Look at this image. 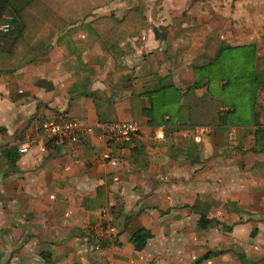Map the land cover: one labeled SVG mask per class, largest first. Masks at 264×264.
I'll return each mask as SVG.
<instances>
[{
	"label": "crops",
	"instance_id": "0c3cea01",
	"mask_svg": "<svg viewBox=\"0 0 264 264\" xmlns=\"http://www.w3.org/2000/svg\"><path fill=\"white\" fill-rule=\"evenodd\" d=\"M26 3L0 0V24L18 22L5 49ZM133 9L144 21L114 55L91 22ZM248 47L263 74L264 0H114L1 73L0 264H264V81L249 104L217 90L220 57ZM64 117L87 132L53 143L44 129ZM99 121L141 130L102 139ZM141 228L151 237L137 250Z\"/></svg>",
	"mask_w": 264,
	"mask_h": 264
},
{
	"label": "trees",
	"instance_id": "16d2710c",
	"mask_svg": "<svg viewBox=\"0 0 264 264\" xmlns=\"http://www.w3.org/2000/svg\"><path fill=\"white\" fill-rule=\"evenodd\" d=\"M114 0H27L18 11L22 22L18 36L8 49L0 48V74L14 73L22 66L46 53L56 36L69 26L85 20L94 10L110 4ZM140 10H130L121 20L114 16H101L91 22L107 48L116 55L118 47L115 40H124L135 34L143 23ZM13 26L18 22L14 17ZM16 27V26H15ZM9 155V153H8ZM10 157V155H9ZM209 219L202 217L200 225L207 227ZM151 232L146 228L137 230L132 243L142 250Z\"/></svg>",
	"mask_w": 264,
	"mask_h": 264
},
{
	"label": "built area",
	"instance_id": "2783aa9c",
	"mask_svg": "<svg viewBox=\"0 0 264 264\" xmlns=\"http://www.w3.org/2000/svg\"><path fill=\"white\" fill-rule=\"evenodd\" d=\"M12 18H7L0 24V48L4 47L5 39L7 35L12 31L13 24ZM98 135L102 139H117L124 140L129 139L137 135L141 126L134 121H99L94 126ZM205 132L206 129H201ZM87 132V127L82 125L78 120L64 117L54 122H50L44 129V135L48 137L53 143H67L78 141L79 136ZM200 137V136H199ZM198 137V139H200ZM38 144V139L33 138L31 141L20 149L21 153H27L32 146ZM41 151L44 153L47 151V145L40 146ZM106 212V211H103ZM93 239L99 243H103L109 236V231L106 225L99 222L91 228Z\"/></svg>",
	"mask_w": 264,
	"mask_h": 264
},
{
	"label": "rangeland",
	"instance_id": "374dc122",
	"mask_svg": "<svg viewBox=\"0 0 264 264\" xmlns=\"http://www.w3.org/2000/svg\"><path fill=\"white\" fill-rule=\"evenodd\" d=\"M244 49L245 50H235L237 52H232L233 50L225 52L220 57L218 68H216L219 72L216 74L220 75L221 79L229 81V84L225 89H217L218 93L222 94L223 99L227 102L228 99L237 97L236 99L239 102H242L243 104H249V97L252 93L255 94L256 88L258 87L257 80L259 79V81H264V73H259L251 66V63L253 65L252 56L253 54H255L254 49L249 47ZM230 53H234L235 59H233V57L231 56L232 54ZM236 65H238V72H235L234 70ZM240 111L244 114L245 118L252 119V110L250 106H246L243 109L239 110V112ZM227 119L229 120V123L235 120L231 111L227 112ZM239 120H243L242 114L238 115V121Z\"/></svg>",
	"mask_w": 264,
	"mask_h": 264
}]
</instances>
